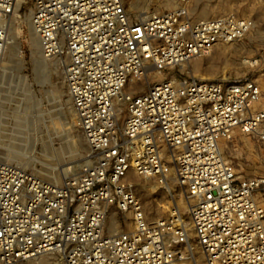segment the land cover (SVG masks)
<instances>
[{
	"label": "built area",
	"instance_id": "built-area-1",
	"mask_svg": "<svg viewBox=\"0 0 264 264\" xmlns=\"http://www.w3.org/2000/svg\"><path fill=\"white\" fill-rule=\"evenodd\" d=\"M17 1L0 0V74ZM192 3L132 17L123 0H34L33 29L62 63L88 151L60 182L0 159V264L49 253L63 264H177L191 242L205 264H264V176L231 155L239 136L264 151L260 83L171 75L137 89L149 68L180 67L252 30L236 12L194 16ZM129 171L184 188L193 235L176 206L148 221ZM111 214L131 228L110 230Z\"/></svg>",
	"mask_w": 264,
	"mask_h": 264
},
{
	"label": "rangeland",
	"instance_id": "rangeland-1",
	"mask_svg": "<svg viewBox=\"0 0 264 264\" xmlns=\"http://www.w3.org/2000/svg\"><path fill=\"white\" fill-rule=\"evenodd\" d=\"M123 1L132 17L147 11H164L177 6V0H171L170 7L163 5L164 0ZM207 6L216 7L217 10L223 8L209 18L236 12L248 17L254 23L247 37L232 42L234 43L232 45L247 44L246 52L234 51L224 56L219 50L223 47V43L208 55L195 60L199 63V70L193 69L192 60L180 67L162 71L151 67L148 69L146 79L138 85V91L143 92L149 84L162 81L171 75L192 76L207 80H228L248 75L256 78L260 83L263 95L258 107H264V40L259 43L249 39L259 24H264V0H193L192 14L202 17ZM246 6L252 8L250 14H247L248 12L243 14ZM33 8L34 0H25L19 5L16 17L12 15L7 21L8 46L3 59L9 66L7 69L9 73L0 81V159L15 162L23 168L42 174L40 176L45 179L60 182L79 168L88 151V146L79 129L78 121L73 127L67 115V109L73 104L64 81L62 63L57 59L43 56L41 47L40 54L34 55L30 45ZM10 25H13V32L10 30ZM14 36L15 50L10 55L8 49L11 38ZM251 58H255L257 63L251 65L246 62L245 66L241 63ZM38 60L55 63L58 74L54 67L53 70L40 68L36 62ZM211 67L213 70L209 73ZM28 93L32 98L30 106L25 109L24 100ZM238 139L242 143L231 151L238 168L248 175L264 176V151L260 149L259 142L250 138L245 139L243 136H239ZM132 174V171L127 173L126 181L130 191L141 201L144 211H146L145 196H149L154 207H157V211L154 210L156 215L151 220L167 215L177 205L180 206L183 221L190 223V208L194 199L187 195L184 188L173 181L166 187H162L153 178L147 180L146 177ZM146 187L152 188L151 194H145L148 193ZM256 199L264 207L263 189L257 190ZM181 200L189 203V210L181 209ZM146 213L150 215L147 211ZM115 218L117 219L116 216ZM109 221L110 219L107 220V225ZM131 225V219H127L122 227L119 224L118 227L126 230L130 229ZM115 226L116 224L113 225ZM183 251L185 258L182 261H190L191 255L201 253L195 242H191L189 247L185 246ZM46 257L51 260L49 261L51 264H63L61 257L55 253L41 256L34 262L38 263ZM31 261L16 264H33L34 262Z\"/></svg>",
	"mask_w": 264,
	"mask_h": 264
},
{
	"label": "bare ground",
	"instance_id": "bare-ground-1",
	"mask_svg": "<svg viewBox=\"0 0 264 264\" xmlns=\"http://www.w3.org/2000/svg\"><path fill=\"white\" fill-rule=\"evenodd\" d=\"M23 1H25V0H18L17 1L16 5H15V8H14V11H13L14 17H16L17 9L19 8V5ZM171 4H172L171 3V0H164V2H163V5L165 7H170ZM222 9L223 8H220L219 10H217L216 7H209V6H207L204 9V11H203V16L202 17L203 18H209V16L213 15L215 12L222 11ZM243 12H244L243 14H246L247 12H248L247 14H250L252 12V8L246 6V7H244ZM27 20H28V17H27ZM252 26H254V23L253 22H252ZM9 27H10L11 32H13V29H12L13 28V25H10ZM31 27H33L32 24H31ZM249 39H250V41L251 40H254L255 42H259V43L262 42V40H264V24H259L258 28L254 31V34L253 35H250ZM10 43H11V45H10V48L8 49V52H9L10 55H12L14 53V50H15V46H14V44L16 43L15 36L11 38V42ZM232 44H234V43H232V42L231 43H224L223 44V47L221 49L219 48L220 53L222 55H224V56H228L229 53L234 52V51H237V52H240V53L246 52V50L248 48L247 44H244V43H240L239 45H232ZM30 45L32 47V50L34 52V55H36L38 53L40 54V47H41L40 39H39L38 35L35 33V31H34L33 28H32V33H31ZM41 50H42V48H41ZM5 52H6V50H5ZM195 60H197V58L192 59V62H194L193 65H192V67H193L194 70H199V68H200L199 63H198V61L195 62ZM36 62L38 63V66L40 68L52 69L54 67V69L56 70V73L58 74V71H57V68L58 67H57V65H55V63L54 64H50V63H47L46 61H43V60H38ZM246 62L249 63V64H251V65H253V64L257 63V60L255 58H251L249 61L243 60L241 63L245 66L246 65ZM8 68H9V66H7V63L5 62V60L2 59V63H1L2 72H1V75H0V81L3 79V77L6 74L8 76V73H9V71L7 70ZM55 70H54V73H55ZM212 70H213L212 67L209 68V73ZM57 78H58V75H57ZM4 79H5V77H4ZM31 98L32 97L28 93L26 95V97H25V100H24L25 101L24 102L25 103V107H24L25 109H28V107L30 106L29 103L31 101ZM67 115H68V117L70 119V123L73 125V127L76 126L78 120H77V115L75 113L74 107L72 105L67 109ZM39 175H42V174H39ZM132 175L134 176V173ZM47 178H49V177H47ZM146 179L148 180V177H146ZM146 188H148V189H146V191L148 193H145V194L146 195L147 194H151V191H152L151 189L152 188L151 187L150 188L149 187H146ZM185 199H186V197H185ZM177 204H179V203H177ZM180 205H181V209L182 210H184V211L189 210V203H187L186 200H183ZM144 206H145L146 211L150 214V215H147V213L145 211L147 220L148 221H151V222H154L156 219L155 220H151V219L154 218V216L156 215L155 212H154V210H156L157 207L156 206L154 207V204H153V202H152V200H151V198L149 196H145ZM176 207L180 210V206H177L176 205ZM180 212H181V210H180ZM112 224L113 225L116 224V226L113 227ZM184 225L190 230L189 234L190 235H193V229L191 227V223L184 222ZM109 227H110V230H112V231H116V230L119 229L118 223L116 221V218L114 217V214H111V216H110ZM45 255H48V254H45ZM45 255H42V256H45ZM184 258H185V256H184ZM36 259L37 258L30 259V260H32L31 262H34V260H36ZM182 260L178 261L177 264H205V258H204V255H203L202 251H201V253H195V255H191L190 261H186V260L182 261ZM49 261H51V260L46 257V259L40 260L38 263L34 262L33 264H51Z\"/></svg>",
	"mask_w": 264,
	"mask_h": 264
}]
</instances>
